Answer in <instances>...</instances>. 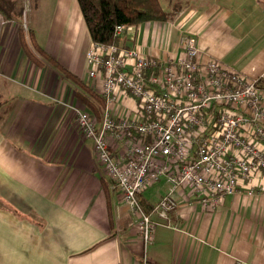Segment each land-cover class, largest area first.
Wrapping results in <instances>:
<instances>
[{"label": "crops", "instance_id": "obj_1", "mask_svg": "<svg viewBox=\"0 0 264 264\" xmlns=\"http://www.w3.org/2000/svg\"><path fill=\"white\" fill-rule=\"evenodd\" d=\"M162 2L180 7L176 18L128 26L125 46L164 62L182 54L185 34H195L206 58L264 84V0ZM92 45L78 0H57L43 47L99 92L100 81L88 74ZM93 100L32 61L19 23L0 13V264H264V190L248 189L256 178L215 206L178 189L168 218L154 210L168 183L151 184L138 196L153 205L145 211L157 222L146 244L93 140L77 126V110L91 112ZM118 103L133 108L135 100L121 94ZM123 151L122 143L112 145L115 156Z\"/></svg>", "mask_w": 264, "mask_h": 264}, {"label": "built area", "instance_id": "obj_2", "mask_svg": "<svg viewBox=\"0 0 264 264\" xmlns=\"http://www.w3.org/2000/svg\"><path fill=\"white\" fill-rule=\"evenodd\" d=\"M128 26L115 27L111 43L93 42L88 74L100 81L101 118L77 110V126L94 142L97 158L147 244L157 222L138 196L162 178L169 189L154 205L168 218L179 205L175 191L188 188L203 206L250 184L264 190V84L215 56L205 57L195 34L182 37V54L161 61L123 43ZM133 98V108L118 103ZM122 107L121 113L118 109ZM120 142L124 151L112 154Z\"/></svg>", "mask_w": 264, "mask_h": 264}, {"label": "trees", "instance_id": "obj_3", "mask_svg": "<svg viewBox=\"0 0 264 264\" xmlns=\"http://www.w3.org/2000/svg\"><path fill=\"white\" fill-rule=\"evenodd\" d=\"M85 22L93 42L111 43L115 40V27L120 24L127 26L150 20H173L179 13V6L171 9L163 5L162 0H78ZM14 0H0V13L7 20L17 21L22 18V12L16 13ZM19 34L23 49L28 57L38 65L48 64L60 75L82 86L94 98L88 101L91 113L101 118L105 98L87 85L79 76L66 68L57 58L39 46L33 38V32L28 27L19 25ZM145 210L150 212L153 205L140 200Z\"/></svg>", "mask_w": 264, "mask_h": 264}, {"label": "rangeland", "instance_id": "obj_4", "mask_svg": "<svg viewBox=\"0 0 264 264\" xmlns=\"http://www.w3.org/2000/svg\"><path fill=\"white\" fill-rule=\"evenodd\" d=\"M57 0H14L16 13L22 12L17 23L30 28L33 38L39 46H44L48 33L51 30L53 12Z\"/></svg>", "mask_w": 264, "mask_h": 264}]
</instances>
